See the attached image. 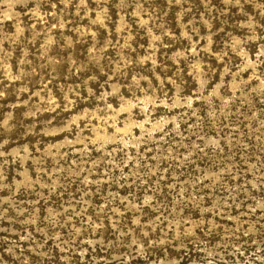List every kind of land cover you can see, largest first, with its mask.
<instances>
[{
  "label": "rangeland",
  "instance_id": "rangeland-1",
  "mask_svg": "<svg viewBox=\"0 0 264 264\" xmlns=\"http://www.w3.org/2000/svg\"><path fill=\"white\" fill-rule=\"evenodd\" d=\"M0 264H264V0H0Z\"/></svg>",
  "mask_w": 264,
  "mask_h": 264
}]
</instances>
